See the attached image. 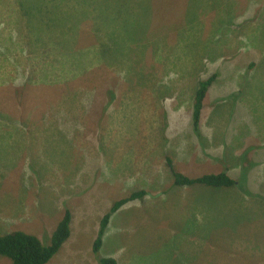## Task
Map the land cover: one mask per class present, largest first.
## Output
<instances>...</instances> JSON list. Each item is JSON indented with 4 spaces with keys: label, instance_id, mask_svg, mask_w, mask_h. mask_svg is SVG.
<instances>
[{
    "label": "rangeland",
    "instance_id": "1",
    "mask_svg": "<svg viewBox=\"0 0 264 264\" xmlns=\"http://www.w3.org/2000/svg\"><path fill=\"white\" fill-rule=\"evenodd\" d=\"M65 210L48 264H264V0H0V236Z\"/></svg>",
    "mask_w": 264,
    "mask_h": 264
},
{
    "label": "trees",
    "instance_id": "2",
    "mask_svg": "<svg viewBox=\"0 0 264 264\" xmlns=\"http://www.w3.org/2000/svg\"><path fill=\"white\" fill-rule=\"evenodd\" d=\"M214 81L215 75H212L207 80L200 81L198 84L191 114V124L195 133L199 131L205 95ZM166 163L173 177V184L178 187L202 186L211 189H222L233 187L236 184V181L225 172L203 174L190 178L177 171L170 159H167ZM144 195V191L134 192L123 199L115 201L111 205L109 211L100 220L98 235L92 245L93 254H98L102 246L101 237L109 224L110 216L127 203L141 199ZM71 219V213L65 210L62 218L55 226L47 245L43 244L37 237L22 231H15L0 236V257L9 259V264H48L52 257L59 252L62 245L69 239ZM96 260L97 264H117L113 258H98Z\"/></svg>",
    "mask_w": 264,
    "mask_h": 264
}]
</instances>
